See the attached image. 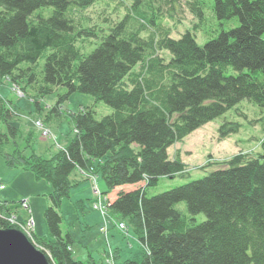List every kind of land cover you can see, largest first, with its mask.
I'll return each instance as SVG.
<instances>
[{"label": "trees", "instance_id": "16d2710c", "mask_svg": "<svg viewBox=\"0 0 264 264\" xmlns=\"http://www.w3.org/2000/svg\"><path fill=\"white\" fill-rule=\"evenodd\" d=\"M100 1L0 0L1 78L24 81L41 98L67 88L51 114L60 115L74 92L114 110L100 119L91 107L75 114L74 138L50 158L4 152L8 167L31 170L53 187L44 212L49 235L39 239L52 264H83L59 211L86 180L73 177L78 170L102 176L106 193L140 185L121 189L109 203L144 248L141 261L121 264H264V141L262 153L239 152L213 163L218 167L203 178L152 196L147 191L162 176L189 174L180 158L170 157L173 144L243 100L264 108V0H214L218 20L237 18L239 24L204 45L191 30L171 37L162 20L174 16V3L164 10L173 0H122V19L107 27L87 25L83 12ZM189 4L196 18H204L205 0ZM107 20L109 15L102 22ZM99 38L94 50L83 53ZM3 110L0 102V114L10 117ZM238 127L227 121L222 136ZM180 202L188 213L177 207ZM201 213L206 219L197 222ZM0 227L12 226L0 219Z\"/></svg>", "mask_w": 264, "mask_h": 264}, {"label": "rangeland", "instance_id": "374dc122", "mask_svg": "<svg viewBox=\"0 0 264 264\" xmlns=\"http://www.w3.org/2000/svg\"><path fill=\"white\" fill-rule=\"evenodd\" d=\"M121 1L103 0L94 4L83 12L86 15V18H83L84 21L86 20L87 25L105 27L117 22L126 14L124 6L119 4ZM189 1L192 0H173L165 6L164 10L166 11L171 8L170 6L173 7V3L175 5V8L170 10V12L175 11L174 16L167 15L165 16L166 20H162L164 25L170 26L171 37L173 38H179L186 30H191L196 35L197 42L204 45L223 30H230L239 24L237 18L218 20L213 11L214 0H205L207 6L204 18H196L190 9ZM106 15H109V20L102 22ZM90 42L86 44V49H82L83 53L89 54L94 50L100 42V38L93 39L92 43L89 44ZM49 53L50 49L39 59L38 71L42 70ZM160 53L161 56L166 54L164 51ZM28 65L29 63H23V66ZM20 83L19 85L14 84L10 78H1L0 76V102L4 107L3 111L9 109L10 113V117H6V119H4V113L0 114V146H2V150H0V183L5 185L4 188H0V207H2L0 208V219L11 225V228L24 232L28 239L38 249L44 250L46 256H49L48 259L51 258L52 260L50 252L41 245L39 239L48 238L49 235L44 212L50 204V194L53 187L47 180L37 179L31 170L8 167L4 152L12 154L20 149L26 156L36 153L50 158L58 150L67 147L74 138L76 130L72 117L75 114L91 107L95 110L96 117L100 119L111 114L114 110L104 101L97 100L91 94L74 92L60 105V115L51 114L52 107L57 106L59 96L67 92V88L58 87L54 92L41 98L39 95L37 96L36 91L27 88L24 81ZM24 86L26 92L23 91ZM227 121L236 122L239 127L237 131L222 136L221 127ZM9 125L17 130L15 136L11 134ZM263 141L264 108L256 103L243 100L225 114L193 131L182 141L173 144L169 148L170 157L180 158L186 164L189 174L185 177H160L156 186L148 188V195H156L192 180L203 178L214 171L218 164L239 152L262 153ZM73 177L86 179H84L82 186L73 188L71 193V196H75L76 192L82 194L81 196L86 203L85 211L83 212L81 206H77L78 204H75L70 198V200L66 198L63 201L59 211L63 216V232L67 233L71 230L75 240L73 244L75 256L83 264H91L90 253L99 260L107 249L106 262L110 264L109 258L111 255L112 259L113 256L116 257L117 251L114 249L119 246L123 258L119 261L120 263L118 262L119 264L123 263L125 258L129 256L133 258L141 256L142 258L144 250L134 229L128 226V221L124 222L126 229L122 230L118 223L114 227L115 230L112 229L116 236V241L113 240L112 235L110 237L113 248L108 241V224L109 219L111 220V214L108 212L109 203L112 199L117 198L121 189H134L140 185L117 187L106 193L107 189L102 176L76 171L73 173ZM96 198L98 199L94 202ZM100 202L107 204L108 210L104 207L94 206ZM177 207L188 213L185 202L178 203ZM27 212L28 216L26 215ZM97 214H101L104 219V225L100 229L99 223L95 221ZM32 218L34 225L30 227L28 221ZM196 219L197 222H202L206 216L201 213L196 216ZM35 220L37 221L36 224ZM44 232L48 235L43 236ZM51 260L49 259L52 264Z\"/></svg>", "mask_w": 264, "mask_h": 264}, {"label": "water", "instance_id": "95a60500", "mask_svg": "<svg viewBox=\"0 0 264 264\" xmlns=\"http://www.w3.org/2000/svg\"><path fill=\"white\" fill-rule=\"evenodd\" d=\"M0 264H51L24 232L0 227Z\"/></svg>", "mask_w": 264, "mask_h": 264}, {"label": "crops", "instance_id": "0c3cea01", "mask_svg": "<svg viewBox=\"0 0 264 264\" xmlns=\"http://www.w3.org/2000/svg\"><path fill=\"white\" fill-rule=\"evenodd\" d=\"M79 172H81V171H79L78 170V173ZM80 186H82V185H80ZM77 188H79V187H77ZM83 188V187H82ZM77 190H79V189H77ZM75 195V194H74ZM82 194H80V193H78V192H76V195L75 196H71V201H73V202H75V204H78L77 206H81V209H83V212L85 211L84 209L86 208V203L84 202V198L81 196ZM88 196V195H87ZM69 199V200H70ZM97 199L98 198H96L95 200H94V202H96L97 201ZM115 199H112L111 201H114ZM30 203V202H29ZM31 205V204H30ZM62 207V206H61ZM108 212L111 214V212H110V210H108ZM26 215L28 216V212L26 213ZM101 215V214H100ZM100 215H98L97 214V216H96V223H99V229L104 225V219H103V217H102V215L100 216ZM116 217H114L112 214L110 215V217H111V220L109 219V224H108V226H109V238H108V241H109V243H110V245H111V235H112V237H113V240H115L116 241V236L113 234V230H115L114 229V227L116 226V224L117 223H119V222H121V221H123V222H125V220H123L122 218H121V216H120V218L118 219V217H119V215H115ZM36 220H35V224H36ZM89 225V224H88ZM92 225V224H91ZM88 227H90V226H88ZM113 229V230H112ZM35 231H36V234L38 233L37 232V230L35 229ZM69 232L72 234V232H71V230H69ZM45 234V235H44ZM38 235V234H37ZM48 234L46 233V232H44L43 233V236H47ZM41 237V236H40ZM141 246H142V244H141ZM111 247L113 248V246L111 245ZM142 248H143V246H142ZM73 249H74V246H73ZM114 250H116L117 251V255H116V260H115V258H114V261H115V264H119L120 262V260H123V258H122V252H121V248H119V246H117ZM143 250H144V248H143ZM74 251H75V249H74ZM108 250L106 249L105 250V253L103 254V256L98 260V258H94L92 255H91V253H90V261H91V264H108L107 262H106V258L108 257ZM76 253V252H75ZM136 257V256H135ZM133 258V257H127V258H125V260H133V261H141L142 260V258H141V256H137L136 258ZM77 258V257H76ZM78 259V258H77ZM119 262V263H118Z\"/></svg>", "mask_w": 264, "mask_h": 264}, {"label": "built area", "instance_id": "2783aa9c", "mask_svg": "<svg viewBox=\"0 0 264 264\" xmlns=\"http://www.w3.org/2000/svg\"><path fill=\"white\" fill-rule=\"evenodd\" d=\"M47 134V133H46ZM5 187V185L4 184H1L0 183V188L2 189V188H4ZM97 193V192H96ZM102 200V199H101ZM102 204H103V206H102ZM95 207H98V206H100V207H104V208H108L107 207V204H104L103 202L101 203H98V204H95L94 205ZM108 210V209H107ZM28 224L30 225V227L31 226H33L34 225V220H33V218L32 219H30L29 221H28ZM118 226L122 229V230H124V229H126V225H125V223L124 222H120V223H118ZM109 259H110V261H109ZM108 259V261H109V263L110 264H113V259H112V255H111V257Z\"/></svg>", "mask_w": 264, "mask_h": 264}]
</instances>
